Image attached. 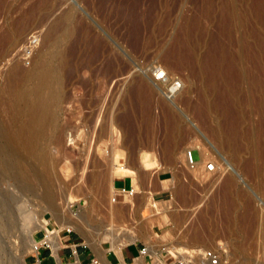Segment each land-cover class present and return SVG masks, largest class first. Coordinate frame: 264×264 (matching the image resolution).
I'll use <instances>...</instances> for the list:
<instances>
[{
	"label": "rangeland",
	"instance_id": "374dc122",
	"mask_svg": "<svg viewBox=\"0 0 264 264\" xmlns=\"http://www.w3.org/2000/svg\"><path fill=\"white\" fill-rule=\"evenodd\" d=\"M4 1L0 0V264H30L35 254L28 248L29 231L40 227L44 218L49 229H58L56 209L73 201L77 202L64 210L71 212L72 220L81 217L90 229L62 231L61 238H74L73 245L81 243L92 258L104 260L118 255L117 248L130 247L129 259L137 248L147 246L150 256L138 253L135 260L124 263L156 264L158 253L166 264H180L181 259L167 249L215 248L220 264H264V149L259 152L258 143L259 157L252 149L234 156L224 149L221 136L222 129L238 119L242 131L257 133L264 141V111L258 106L264 94V42L258 39L264 37L262 18L253 10L244 11L242 3L238 24L222 28L216 23L218 9L208 10L206 0ZM184 34L190 35L197 64L183 61L172 70L175 58L166 52ZM210 55L233 58L241 79L222 74L215 91L207 84L209 74L193 76L198 62ZM222 63L221 59L226 74ZM157 67L181 78L189 102L184 96L174 102L156 89L154 121L148 128L142 104L131 98L130 86L144 70L153 75ZM41 77H47L54 94L50 96L57 101L50 97L52 103L46 101L50 116L39 122L44 132L35 127L31 135H22L30 112L38 107L33 99L21 96L37 93ZM202 95L211 113L200 117ZM218 98L224 99L225 108L213 105ZM164 104L179 116L175 129L173 120L165 117ZM185 151L197 161L202 159L195 169L189 164L186 170L182 167ZM209 160L217 163V174L204 171ZM231 166L237 219L224 222L208 196ZM161 180L170 184L159 187ZM125 181L138 183V195L129 202H113L114 188ZM183 186L187 196L182 203L176 201V190ZM47 196L55 199L50 205ZM201 210L210 214L209 224L196 218ZM40 231L34 234L40 236L37 240L42 239Z\"/></svg>",
	"mask_w": 264,
	"mask_h": 264
},
{
	"label": "bare ground",
	"instance_id": "6f19581e",
	"mask_svg": "<svg viewBox=\"0 0 264 264\" xmlns=\"http://www.w3.org/2000/svg\"><path fill=\"white\" fill-rule=\"evenodd\" d=\"M4 1V0H3ZM7 0H5L4 2H6ZM216 0H206V6H207V9L208 10H215V9H218L219 11V17L216 19V23L218 24V26L222 27V28H233V26L235 24H238L239 22V15L241 14V6L240 4L242 3H245V5H243L245 7V10L246 9H250V10H253L257 13L258 17L260 16L262 18V21L264 22V0H219V4L218 2L215 3ZM2 3V2H1ZM36 4V3H35ZM218 6H217V5ZM3 4H1L2 6ZM4 6V5H3ZM32 6V4H31ZM5 7V6H4ZM34 7V6H33ZM206 8V7H205ZM34 9V8H33ZM244 13V12H243ZM252 13V12H251ZM250 16V15H249ZM131 21V20H130ZM190 24V23H189ZM194 24V23H192ZM186 25V24H185ZM231 30V29H230ZM188 29H187V32H185L186 34L188 33ZM178 35L177 36V39L172 43L171 47L167 50L166 54L168 55H173L174 58H175V61H174V58L173 59V63L170 65L172 70H175V69H179V67H181V64H183L185 62H189V63H192L194 62V65L196 66L197 63H195V59H196V55L194 54L195 51H194V48L191 46L192 43L190 42V35ZM264 38V37H263ZM263 38H258L260 39V43L264 40ZM250 43V42H249ZM254 55V54H253ZM259 55V54H257ZM171 56V57H173ZM170 57V58H171ZM169 58V59H170ZM199 58V57H198ZM206 58V57H204ZM221 59H222V62L224 60V66H225V72L226 74L222 71V66H221ZM202 60V59H201ZM261 60V58H260ZM259 60V61H260ZM264 60V59H263ZM262 60V61H263ZM193 61V62H191ZM237 61V59H236ZM257 61V60H256ZM262 61H260L262 63ZM183 62V63H182ZM258 62V61H257ZM256 62V63H257ZM259 62V63H260ZM111 63V62H110ZM264 63V62H263ZM238 63L235 64V60L233 58H230V57H226V56H217V55H210L209 57H207V60L205 61H201V62H198V66H197V70L194 69V72H193V76L196 74L197 75H202L204 76L203 74L205 75H208L209 74V81H208V85H210L211 89L213 90H217L218 91V81L219 79L222 77V74L223 76L226 75V77L228 76V74L230 73L231 76L230 79H241V78H238L239 76V68H238V71L237 69L235 68V65L237 66ZM185 65H188L187 63H185ZM184 65V66H185ZM193 65V66H194ZM240 65V64H239ZM258 65V64H257ZM191 66V64H190ZM192 66V67H193ZM183 67V66H182ZM222 67V68H221ZM263 67V66H262ZM261 67V68H262ZM184 68V67H183ZM186 68V66H185ZM189 68V67H187ZM191 68V67H190ZM189 68V69H190ZM195 68V67H194ZM19 69V68H18ZM224 69V68H223ZM264 69V68H263ZM23 70V69H22ZM259 70V69H258ZM20 71V70H19ZM15 72V71H14ZM24 72V71H23ZM190 72V73H191ZM244 72V71H243ZM248 72V71H247ZM261 72V70H260ZM44 73V72H43ZM228 73V74H227ZM238 74V75H235V74ZM250 73V72H249ZM18 74H21L20 72ZM41 75L45 76L46 74H42L40 73ZM233 74V75H232ZM246 74V73H245ZM251 74V73H250ZM249 75V74H248ZM256 75V74H254ZM264 75V74H263ZM16 76V74H15ZM14 76V77H15ZM25 76V75H24ZM42 76V77H43ZM18 77V76H17ZM39 80L40 78V75H39V78H37L39 80L38 84H37V93L35 92L34 95H28L27 96H24L22 95L21 93V97L22 98H25L27 97L29 100L30 99H33L35 105L38 107V109H33L31 108V115H29V119L27 121V124L26 125H23L24 128H21L22 129V135L24 134H30L31 135V132L33 131V129H40L41 128V132H44V127H40V120L42 119V121H44L48 115L50 116L49 114V107L46 108V101L49 102V97L51 98L50 95H54L52 92V94H50V91L51 89L49 88L50 83L49 80L48 82L46 81V78L49 77H44ZM240 77V76H239ZM224 78V77H223ZM251 78V77H250ZM260 78V77H259ZM13 79V78H12ZM16 79V78H15ZM198 79V78H197ZM202 79V78H201ZM205 79V78H204ZM225 79V78H224ZM223 79V80H224ZM227 79V78H226ZM229 79V78H228ZM227 79V80H228ZM247 79V78H246ZM245 79V80H246ZM254 79V78H253ZM20 80V79H19ZM199 80V79H198ZM255 80V79H254ZM11 81V80H10ZM14 81V80H13ZM21 81V80H20ZM24 81V80H23ZM234 81V80H233ZM251 81V80H250ZM259 81V80H258ZM261 81H264V80H261ZM220 82V81H219ZM224 82V81H223ZM237 82V81H235ZM234 82V83H235ZM253 82V81H251ZM255 82V81H254ZM15 83V82H14ZM230 82H228L227 84H229ZM256 83V82H255ZM259 83V82H258ZM262 83V82H261ZM260 83V84H261ZM8 84V83H7ZM35 84V83H34ZM205 84V83H204ZM221 84V82L219 83ZM225 84V83H223ZM249 84V83H248ZM254 84V83H253ZM264 84V83H263ZM257 86H259L258 84H256ZM229 87H231V83L230 85H228ZM239 86V85H238ZM254 86V85H253ZM256 86V87H257ZM263 86V85H262ZM261 86V87H262ZM13 87V86H12ZM223 87V85L221 86ZM220 87V89H221ZM226 88V86L224 87V89ZM158 89L160 90V92L163 90L165 97L168 98V99H173V101L175 102V100L177 99H182L183 96H184V100L185 102H189V101H186V95L188 93L187 91V88H186V84L182 82L181 84V87L173 94V95H167L166 93V87L163 86L162 84H160L159 82H157L154 78V74H150L149 73V70H144L143 73L139 74V76H136L132 81H131V86H130V94H131V98H133V100H135V102H139L140 104H142V110L144 111V116H145V122H147V127L150 128V125H152L153 123V109H154V104H155V90ZM207 89L210 90L209 87H207ZM206 89V90H207ZM232 91H233V87H231ZM236 89V88H235ZM249 89V88H248ZM254 89V88H253ZM263 89V87H262ZM227 90V89H225ZM208 91V90H207ZM206 91V93H207ZM211 91V90H210ZM229 91L230 88H229ZM260 91V90H259ZM257 91V92H259ZM157 92V91H156ZM204 92V91H202ZM237 92V91H235ZM234 92V93H235ZM251 92V91H250ZM264 93V91H262ZM220 93V92H219ZM221 93H223V91H221ZM231 93V92H230ZM20 94V93H19ZM229 94V93H228ZM236 94V93H235ZM204 95V94H203ZM202 95V98H201V103L207 101V98L206 96H203ZM207 95V94H206ZM232 95V94H231ZM249 95V94H248ZM262 95V94H261ZM264 95V94H263ZM263 95L261 96V100L258 102V106H260V108L264 111V97ZM19 96V97H20ZM252 96V95H251ZM250 96V98H252ZM227 97V96H226ZM237 97V96H236ZM263 97V98H262ZM26 98V99H27ZM157 98V97H156ZM239 98V97H238ZM21 99V98H20ZM27 99V100H28ZM51 99H53V101H57V97L53 96ZM180 99V100H181ZM255 99V98H254ZM253 99V100H254ZM22 100V99H21ZM26 100V101H27ZM217 101H213V105L216 107V108H219L221 106V108L224 106L225 104V101L224 99L222 98L221 100L218 98L216 99ZM25 101V99L23 100ZM179 101V100H178ZM177 101V102H178ZM257 101V100H256ZM51 102V101H50ZM168 102V101H167ZM170 102V101H169ZM24 103V102H23ZM45 103V104H44ZM52 103V102H51ZM181 103V102H180ZM202 103V106H199V108L197 109V113L200 114V117H203V116H206L209 112H210V108L207 107V105H209L207 103V105L203 104ZM43 104L45 105V109H43ZM161 104V103H160ZM163 104V103H162ZM177 104V103H175ZM179 104V103H178ZM212 104V103H211ZM234 104V103H233ZM231 104V105H233ZM256 104V103H255ZM34 105V106H35ZM198 105V104H197ZM49 106L51 108V104L49 103ZM141 106V105H140ZM165 106V104H164ZM162 105V108L164 109V113H165V117L168 119V120H173L172 122V127H174V129L176 127H178V122H179V116L176 115V113L170 108V107H164ZM173 106V105H172ZM257 106V104H256ZM175 107V106H174ZM177 107V106H176ZM42 108V109H41ZM159 108V107H158ZM178 108V107H177ZM213 108V106H212ZM225 108V106H224ZM233 108V107H232ZM231 108V109H232ZM157 109V108H156ZM193 109V108H192ZM229 109V108H228ZM40 110H42V114H40ZM234 114H236V112L234 111V109H232ZM226 111V110H225ZM33 112V113H32ZM51 112V111H50ZM194 112V111H193ZM230 111H228L229 113ZM196 113V114H197ZM211 113V112H210ZM226 113V112H225ZM18 114V113H17ZM135 114V113H134ZM231 114V113H230ZM233 114V113H232ZM27 115V116H28ZM202 115V116H201ZM164 116V115H163ZM229 116V115H228ZM227 116V117H228ZM234 116V115H233ZM52 117V116H51ZM185 117V116H184ZM48 118V117H47ZM197 118V117H196ZM238 118V115L237 117ZM241 118V117H240ZM198 119V118H197ZM51 120V119H50ZM167 120V121H168ZM230 120V119H229ZM228 120V121H229ZM235 120V119H234ZM41 121V122H42ZM48 121V120H46ZM52 122V121H50ZM170 122V121H168ZM233 123H227L229 124V127H224L222 129V134L221 136L222 139H223V147L224 149L229 152L230 154L234 155V156H240L246 149H252L253 150V154L255 157H259V152H262V149H264V141H261L258 134L256 133V135L254 136H251L250 133L246 132V131H242L240 129V126H238V119L237 121H232ZM45 123V121H44ZM48 124V122H46ZM166 123V122H165ZM46 124V125H47ZM41 125H43L41 123ZM45 125V127H46ZM155 125V124H154ZM22 127V126H21ZM157 127V126H156ZM170 127V126H169ZM171 128V127H170ZM222 128V127H221ZM37 129V131H38ZM220 129V128H219ZM215 130V129H214ZM214 130L210 129V131L212 132L213 135L217 136L216 135V132H214ZM217 130V128H216ZM35 132V131H34ZM170 132V131H169ZM20 133V132H19ZM36 133V132H35ZM172 134V133H171ZM175 134V133H174ZM218 134V133H217ZM220 134V133H219ZM252 134V133H251ZM37 136V135H36ZM39 136V134H38ZM23 138V137H21ZM32 138V136H31ZM30 138V140H31ZM20 139V137H19ZM173 139V138H172ZM23 142V139L21 140ZM26 142V141H25ZM170 142V141H169ZM258 143L260 145V151L258 152L257 150V146H258ZM24 145H26V149L29 148L27 147V144L29 143H23ZM22 144L23 147H25L24 145ZM170 145V144H169ZM29 146V145H28ZM33 146V145H32ZM31 147V146H30ZM263 147V148H262ZM170 149V148H169ZM172 149V148H171ZM170 149V150H171ZM30 150V149H29ZM167 151V150H166ZM170 152V151H169ZM168 152V153H169ZM171 153V152H170ZM114 157V156H113ZM182 157V156H181ZM112 160V159H111ZM115 160V159H114ZM113 160V161H114ZM118 160V158H117ZM112 161V162H113ZM183 161L185 162L182 166L185 168L186 170V167H188V164L189 166L192 168V169H195L197 167V164L199 162L202 161V159H200L199 161H195V164L192 166L191 163H190V158H189V154L187 151L183 152ZM182 161V162H183ZM116 162V160H115ZM171 162V161H170ZM205 163V162H204ZM114 165V163H111ZM118 164V162H117ZM168 164V163H167ZM206 164L207 162L205 163L204 165V171L208 174H217L219 172V168L218 166H216V170L215 171H208L206 169ZM217 165V163H216ZM47 166V165H46ZM115 166V165H114ZM186 166V167H185ZM168 166L165 167V169H168L167 168ZM172 167V166H170ZM253 167V163L252 161L247 163V168L249 171H251ZM116 167H114L115 169ZM173 168V167H172ZM118 169V167H117ZM183 169V168H182ZM181 169V170H182ZM231 171L230 173H228L227 175H225L224 177L220 176L219 177V181L220 183H218L219 185H216L215 187L212 188V190L210 191V195L208 196V201L210 202L212 208L218 212V214L220 213V216L222 218V220L224 222H228L231 220L232 221H236L237 219V212L235 210V206H236V202H237V198H236V193L234 194L233 193V188L235 187V174H234V169L233 167L231 166ZM184 171V170H183ZM47 173V172H46ZM53 174V173H52ZM185 176L187 175V172L184 171L183 173ZM192 174V173H191ZM48 175V173L46 174V176ZM50 176V175H49ZM48 177V176H47ZM188 178V176H186ZM49 178V177H48ZM189 181V179H188ZM187 182V180H186ZM159 183V182H158ZM155 184V183H154ZM170 184V182H168L167 180H161V184L159 187H166ZM187 184V183H186ZM156 185V184H155ZM176 194H177V197H176V201H180L183 203V201H185L186 199V196H187V187H180L176 190ZM50 196V195H48ZM47 196V197H48ZM50 197H54V196H50ZM45 201L47 202L48 205H50L51 202H54V200H52V198H44ZM77 201H73V202H65V205H63V209H56V212L58 213V215L56 216H53V211L52 210H47L50 211V213L52 214V216L54 217V219L56 220V223L58 225V229L56 230H52V229H49L47 227L48 225V219L44 218L42 219V221L40 222L41 226L40 227H37V226H34L33 230L32 231H29V233L31 232V234L29 235V240H28V248L29 249H33V245L36 241H39L37 240V238H39L40 236H37L34 235L36 231H40L42 232V238L44 239H47L49 241H51L52 243V246H53V249H54V252H56V250L62 245L61 242H60V239H59V235H58V232H59V229H63L65 227H71V228H74V229H80V230H84L86 231V233L89 231V227L87 225H85L84 221H82L81 217H78V220H72L70 218V215H71V212H68L67 210H64V209H70L71 207V204H75ZM57 204V203H56ZM251 204V203H250ZM62 205V204H61ZM203 205V204H202ZM206 205V203H205ZM204 205V206H205ZM60 206V205H59ZM199 206V205H198ZM60 208V207H59ZM210 208V207H209ZM48 209V208H47ZM200 209V208H199ZM198 210V209H196ZM205 210V209H204ZM213 210V211H214ZM199 211V210H198ZM202 211V210H201ZM214 211V212H215ZM254 211V209H253ZM199 213V212H198ZM208 213V212H207ZM212 213V212H211ZM74 214V213H73ZM197 214V213H196ZM210 214H205V212H201L199 213V215H197L196 218H199L200 220H202V222L204 223H208V218L207 216H209ZM73 216V215H71ZM221 220V219H220ZM39 222V221H38ZM230 222V223H231ZM33 223V222H32ZM30 224V223H29ZM209 224V223H208ZM84 228V229H83ZM31 229V228H30ZM95 232V231H94ZM90 235V234H89ZM28 236V234H27ZM194 238H197L198 237V234L197 232H195V234L193 235ZM27 238V239H28ZM134 243V242H133ZM112 248V247H111ZM113 249V248H112ZM117 251H118V255L120 256V258L122 259V247L121 248H117ZM150 251V250H149ZM167 252L171 253L172 256L176 259H181V260H184L186 261L188 264H209L208 262H204L202 261V258H201V255L203 253V250H182V249H178L176 251H168L167 249ZM158 256H156V264L160 262V264H166L160 257H159V254L157 253ZM23 256H22V260H23ZM123 260V259H122ZM123 263V262H122Z\"/></svg>",
	"mask_w": 264,
	"mask_h": 264
},
{
	"label": "built area",
	"instance_id": "2783aa9c",
	"mask_svg": "<svg viewBox=\"0 0 264 264\" xmlns=\"http://www.w3.org/2000/svg\"><path fill=\"white\" fill-rule=\"evenodd\" d=\"M24 58L26 60V59H28V56H25ZM153 74H154L155 80L166 87L167 95H173L181 87V84H182L181 78L177 77V76L176 77L171 76L167 72V70H165L161 67H157ZM189 158H190V163L193 166L195 164V161H197V160L194 159L192 152H189ZM216 166L217 165H216L215 161L209 160L206 164V169L208 171H215ZM138 192H139V189H138V183L137 182L127 183V181H125L120 186H116L114 188V195L112 197V201L113 202H129L131 199H134L138 195ZM48 225H49V223H48ZM65 228L66 229L63 228L64 230H61V231L59 230V232H58L59 239H60V242L62 244L59 248L65 247L62 243L60 233L62 231H66L68 233H71L72 229H73L70 227H65ZM52 230H56V229H52ZM74 246L72 247L71 254L76 257V260H74L73 264H80L78 247L76 245H74ZM42 249H48L54 254V249H53L51 241H49L45 238L44 239L42 238L41 240L36 241L33 245L32 252L37 256V262H39L40 264H41V259L39 258V254H40V251ZM166 252H167V250H166ZM139 253H140V256H144L145 258H146V256H150L149 249L147 246H144L141 249H139ZM167 253H169V252H167ZM169 254H171V253H169ZM201 257H202V261L208 262L209 264H220L222 261L220 253L215 248L204 249V252L202 253ZM92 263L93 264H106L104 261H102L98 257L92 258ZM179 263L180 264H188L184 260H179Z\"/></svg>",
	"mask_w": 264,
	"mask_h": 264
},
{
	"label": "crops",
	"instance_id": "0c3cea01",
	"mask_svg": "<svg viewBox=\"0 0 264 264\" xmlns=\"http://www.w3.org/2000/svg\"><path fill=\"white\" fill-rule=\"evenodd\" d=\"M73 240L74 238L72 237L69 240H65V241L62 240V243L65 242L63 244L65 247L57 249L56 252H54V254L48 249H42L39 254V258L41 259V264H73L74 260H76V257L71 254V251H72V247L74 245H77V244L73 245L72 243ZM128 248L130 247H126L125 249H122V259L123 260L120 258L119 255H115V256L107 255L104 259L105 261L101 258L100 259L104 261L106 264L107 263L108 264H121L122 262H123L122 264H125L124 262L128 263L131 260H135L136 255H138L139 253V249L137 248V253L130 256V258L128 259L127 255L128 254L131 255L130 252L127 251ZM78 254H79L80 264H93L91 253L88 250H86L85 247L81 245V243H78ZM28 262L30 264H38L36 255L31 256Z\"/></svg>",
	"mask_w": 264,
	"mask_h": 264
}]
</instances>
